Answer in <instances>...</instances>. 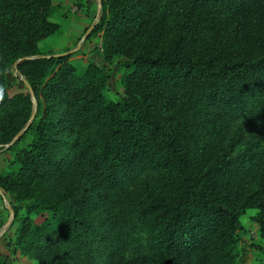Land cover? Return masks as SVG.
<instances>
[{"label":"trees","instance_id":"trees-1","mask_svg":"<svg viewBox=\"0 0 264 264\" xmlns=\"http://www.w3.org/2000/svg\"><path fill=\"white\" fill-rule=\"evenodd\" d=\"M54 1L0 0V146L33 113L28 90L9 93L8 72L40 57L18 65L38 110L9 150L32 142L0 176L26 214L21 251L37 264H121L120 240L136 231L152 247L142 264H194L198 253L202 264H236L245 207L264 233V0H103L93 36L103 34L104 62L82 74L71 55L41 58L57 29ZM119 59L114 102L106 92ZM229 118L241 122L213 152ZM31 215L45 219L36 226Z\"/></svg>","mask_w":264,"mask_h":264},{"label":"rangeland","instance_id":"rangeland-1","mask_svg":"<svg viewBox=\"0 0 264 264\" xmlns=\"http://www.w3.org/2000/svg\"><path fill=\"white\" fill-rule=\"evenodd\" d=\"M103 7V0H102ZM102 16V10L99 24ZM98 18V0H55L53 12L50 21L57 26L54 34L42 40L39 44L40 51L45 56L64 54L77 48L83 36ZM94 27V29H95ZM94 29L85 39L79 51L73 53L70 63L77 69L78 74H82L89 64H102L104 62L103 34L93 36ZM126 60L119 59L112 64L111 81L106 96L110 101L117 102L123 96V88L119 84L121 77L120 66ZM9 93L25 92L27 88L22 83L19 76L15 75V69H10L7 75ZM240 120L229 118L226 121L227 128L219 130L211 142L213 152L219 151L225 144L226 137L230 136L239 126ZM248 132L245 131L244 135ZM25 135V134H24ZM32 135L29 134L14 150L0 149V176H6L15 173L18 169L13 164L15 155L26 148L32 142ZM73 143L65 139L62 152L66 154ZM243 151V146H237L234 157ZM254 191L251 185L248 188V195ZM4 198L0 194V230L7 224L10 218V212L7 204L13 208L19 207L15 195L3 191ZM258 211L256 209L245 207L239 216L241 230L237 233L240 242L235 246L234 256L236 264H264V254L252 248L253 245H259L264 248V233L256 221ZM114 215V212L103 213V216ZM26 214L19 208L18 214H15L14 221L8 231L0 238V263L5 264H37V261L24 254L19 246L16 231L20 225L21 218ZM36 226H40L45 217L40 215H31ZM202 229L189 231L179 236L181 242H191L202 235ZM122 251L121 264H142L139 257L146 256L151 252L152 247L147 237L140 232H132V238L129 241L120 240ZM194 264H202L201 255L195 256Z\"/></svg>","mask_w":264,"mask_h":264},{"label":"water","instance_id":"water-1","mask_svg":"<svg viewBox=\"0 0 264 264\" xmlns=\"http://www.w3.org/2000/svg\"><path fill=\"white\" fill-rule=\"evenodd\" d=\"M101 10H102V0H98V18L96 20V22L89 28V30L86 32V34L83 36L82 40L80 41V43L78 44L77 48L74 49L71 52H67L64 54H58V55H50V56H42L41 58L44 59H50V58H63V57H67L72 55L73 53L77 52L80 50L83 42L85 41V39L90 35L91 31L94 29L96 23L99 21L100 18V14H101ZM40 57H24L20 60H18L15 64H14V69H15V75L19 76L21 81L23 82L24 86L27 88V90L29 91L30 95H31V99L33 102V113L32 116L30 118V121L28 122V124L26 125V127L21 130L16 136L15 138L12 140V142H10L9 144L5 145V146H0L3 147L4 149H10L12 146H14L16 144V142H18L19 140H21V138L24 136V134H26V132L29 130L31 124L34 122V120L36 119V115H37V106H38V102L36 100L35 94L33 92V89L31 88L30 84L28 83V81L19 75V71H18V65L21 62L24 61H28V60H36ZM0 194L2 195V197L4 198V194L2 192V189L0 188ZM7 208L10 212V218L7 222V224L0 230V238L8 231V229L10 228V226L12 225L14 218H15V211L13 210V208L10 206V204H7Z\"/></svg>","mask_w":264,"mask_h":264}]
</instances>
